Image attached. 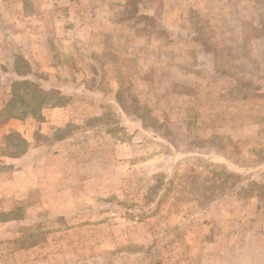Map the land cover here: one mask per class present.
Masks as SVG:
<instances>
[{
	"label": "rangeland",
	"instance_id": "obj_1",
	"mask_svg": "<svg viewBox=\"0 0 264 264\" xmlns=\"http://www.w3.org/2000/svg\"><path fill=\"white\" fill-rule=\"evenodd\" d=\"M252 182L264 0H0V264H264Z\"/></svg>",
	"mask_w": 264,
	"mask_h": 264
},
{
	"label": "trees",
	"instance_id": "obj_2",
	"mask_svg": "<svg viewBox=\"0 0 264 264\" xmlns=\"http://www.w3.org/2000/svg\"><path fill=\"white\" fill-rule=\"evenodd\" d=\"M14 87L24 88L21 94H15V92H13V98H12L15 101L19 100V101H22V103L27 104V105L23 104L26 109L24 113L28 112L27 108L31 109L30 111H32L34 110L36 106L41 109L45 107L63 106V105H66V103L69 100V98L64 96V94H62L58 89H55V88L43 89L37 83H34L33 81L28 80V79H24L21 81H15ZM28 105H32V106H28ZM31 113H34V112L32 111ZM35 113L33 115H35ZM22 142L25 143V140L22 139ZM221 172H223V174H221ZM214 174L217 176V178L212 177L213 179L209 180V182L206 183L205 186H203L205 190H203V192L201 193H204V191L205 192L209 191V193H215L218 190H222L225 184H228V186H233L238 180L237 174L229 173L226 170L220 171V173L219 171L217 172L214 171ZM263 186H264L263 184L252 182V183H248L246 188H243V189L241 188V189L243 190L244 193L249 194L251 193L254 187L263 188ZM258 193L260 196H264L262 191Z\"/></svg>",
	"mask_w": 264,
	"mask_h": 264
},
{
	"label": "crops",
	"instance_id": "obj_3",
	"mask_svg": "<svg viewBox=\"0 0 264 264\" xmlns=\"http://www.w3.org/2000/svg\"><path fill=\"white\" fill-rule=\"evenodd\" d=\"M42 87V86H41ZM43 88V87H42ZM45 89V88H44ZM48 89H50V88H48ZM55 89H58L60 92H61V90L59 89V88H55ZM62 93V92H61ZM63 94V93H62ZM66 107V105H63V106H54V107H45V108H42V110H48V109H55V110H60V109H64ZM48 108V109H47ZM43 115V114H42ZM48 121V120H47ZM42 122V124H49L50 122ZM42 131H43V129H42ZM27 139V138H26ZM27 155H30L29 154V150L28 151H25V152H23L22 154H20L19 156H13V157H11V156H9V157H4V158H6V159H9V162L8 163H18V162H23L24 161V159L26 158V156ZM17 166H15V168H16ZM18 170H20V169H16V171H14L15 173H20V171H18Z\"/></svg>",
	"mask_w": 264,
	"mask_h": 264
}]
</instances>
